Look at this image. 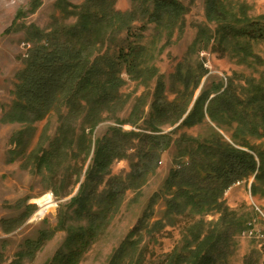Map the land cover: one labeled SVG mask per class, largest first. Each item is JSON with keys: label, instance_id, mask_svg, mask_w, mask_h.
I'll return each instance as SVG.
<instances>
[{"label": "trees", "instance_id": "obj_1", "mask_svg": "<svg viewBox=\"0 0 264 264\" xmlns=\"http://www.w3.org/2000/svg\"><path fill=\"white\" fill-rule=\"evenodd\" d=\"M133 1L136 8L126 13L115 9L116 0H87L74 12L68 9L72 6L65 3L67 8L63 9L64 12L68 16H77V24L53 30L51 34L32 28L30 41L34 47L24 70L17 76L19 83L15 100L4 115L3 122L35 124L60 106L68 108L67 117L62 116L60 137L49 147L34 152L39 172H52L56 161H63L64 155V162L80 156L72 153L75 144H78L74 141L76 129L72 122L84 116L92 129L101 122L104 112L116 108L122 102L119 91L123 85L121 75L124 69L138 79L147 77L152 80L158 75L155 68L147 65L151 51L143 44V39L148 24H155L158 32L167 31L171 34L176 29L184 31V16L188 10L178 0ZM207 14L209 20L214 17L218 22L217 31L214 36L208 30L201 29V38L196 41L194 48L202 43L210 45V41L214 40L220 52L225 50L238 53L242 49L247 53L248 48L243 47L242 43L264 41L262 23L240 21L222 0H208ZM135 22H140V26H134ZM120 35H124V38H118ZM108 42L111 45L115 42L117 49L112 53L100 52ZM190 64L185 67L181 63L172 77L175 80L174 90L178 94L173 102H168L167 86L160 76L151 106L152 112L142 132H124L121 128H111L107 136L95 143L94 157L84 183L68 205L73 216L65 214L59 222L58 229L68 232L65 249L46 264H78L90 241L96 239L102 230L109 213L119 206L121 196L129 187H125V182L113 178L109 182V189L100 191L115 160L128 159L131 150L136 153L134 158L138 161L131 164L130 183L141 181L155 171L161 154L169 149L173 141V133L163 134L161 127L176 125L184 118L202 78L208 72L203 63L195 67ZM176 85L181 86L182 90L177 89ZM213 92L202 91L181 129L203 124L208 114L220 126L236 125L237 135H240L233 137L236 145L225 141L223 136L213 130L202 141L182 136L177 142L179 154L175 157L176 166L165 183L167 194L172 196L165 200L167 216L170 217L181 215L188 207L201 213L219 211L222 217L205 237L201 230L192 233V241H187L185 248L188 256L176 254L174 264H228L233 253L234 237L245 226L222 203L224 194L234 184L250 178L255 180L252 185L254 196L264 191V147L249 146L243 137L249 135L264 139V85L251 84L245 90V98L238 94L231 80L226 87L224 84L219 85ZM141 100H138L129 122L120 124L130 123L135 126L139 123L144 114L140 106H145ZM27 134L21 132L13 139L20 150L26 149L29 140ZM87 137L86 130H83L79 147L84 152L88 146V151L82 166H73L79 169L75 186L80 183L93 148L92 142L87 145L84 141ZM241 148H249L250 151ZM95 206L99 207L96 211ZM151 215L147 213L142 217L131 236L146 226ZM69 220L87 221L89 228H73L68 225ZM160 225L164 227L161 222L154 227ZM52 236L53 233L41 232L38 240H27L12 264H22L25 259L34 258ZM135 244L126 243L117 250L112 264H118L115 258L127 246ZM246 264L251 263L248 261Z\"/></svg>", "mask_w": 264, "mask_h": 264}, {"label": "rangeland", "instance_id": "obj_2", "mask_svg": "<svg viewBox=\"0 0 264 264\" xmlns=\"http://www.w3.org/2000/svg\"><path fill=\"white\" fill-rule=\"evenodd\" d=\"M64 1V3L62 2ZM87 0H0V264H12L17 260L16 255L21 251L27 240H38L41 232L53 233L50 240L42 246L34 258H27L22 264H46L56 254L65 249L67 231L58 229L59 222L65 214L73 216L68 208L84 183L86 173L92 164L95 143L109 134L111 128H121L124 132H142L148 120L154 101L157 82L161 77L167 86L166 97L168 102L178 98L174 90L175 80L172 78L178 66L191 63V67L203 63L208 71L202 78L200 87L195 92L192 105L184 118L176 125L162 126L163 134H172V144L160 156V163L155 171L141 181L130 183L132 173L131 164L137 162L135 152L129 151L128 159L115 160L110 167V174L104 179L100 191L109 189V182L119 178L129 186L120 198L119 206L109 213L106 222L96 239L83 252L78 264H112L114 255L126 243H136L127 246L126 250L115 258L118 264H174L175 255L188 256L187 241H192V233L202 231L205 237L214 226L220 222L222 214L219 211L198 212L188 207L181 215L167 216L165 199L171 198L167 194L165 183L170 172L176 166L175 157L179 154L177 142L182 138L202 141L210 136L212 130L223 136L224 140L235 144L234 136L237 127L220 126L213 122L206 114L203 124L193 128H182L181 125L192 110L195 101L202 91H214L219 85H228L229 80L237 89L238 94L245 98V90L251 84L264 85V41H250L243 44L248 48L247 53L239 50L238 53L220 52L214 40L210 45L203 43L194 45L201 38V29H206L215 36L218 22L209 20L207 14L208 0H178L188 10L185 19L184 31L176 29L169 34L167 31L158 32L155 24H148L144 32L143 44L150 52L147 65L155 68L158 77L152 80L147 77L141 79L131 76L124 69L121 75L123 85L120 88L122 102L108 112L102 114V120L90 129L84 116L72 122L76 129V143L73 154L80 156L65 161H56L52 172L43 173L37 170L35 151L44 149L60 137L59 131L63 125V117H67L68 108L60 106L51 111L46 118L35 123H5L4 115L9 111L15 100L16 87L19 83L18 74L25 68L26 60L34 45L30 41V32L33 29L51 34L53 30H60L77 24L78 17L67 15L64 8L67 3L72 7H82ZM232 9V13L243 22H260L264 25V0H222ZM66 3V4H65ZM133 0H116L115 9L122 12L134 10ZM232 19V18H231ZM233 20V19H232ZM134 26H140L135 22ZM124 35L118 38H124ZM119 43L118 45H120ZM111 46L112 48H109ZM113 45L106 44L100 52L115 51ZM187 67V66H185ZM182 90L181 86L176 85ZM176 89V90H177ZM214 93V92H213ZM214 95L211 97L213 98ZM142 119L137 125L129 122L138 100ZM140 103V104H141ZM206 104V109L207 111ZM63 116V117H62ZM69 124V123H68ZM83 130H86L85 142H92L91 155L84 166L80 183L75 186L77 173L88 151L79 147ZM27 132L26 149L20 150L13 139L17 134ZM248 145L255 148L264 147V139L253 136H243ZM87 139V140H86ZM239 142V141H237ZM137 144V143H136ZM250 151L249 148H241ZM20 150V152H19ZM19 152V153H18ZM83 152V153H82ZM64 163V164H63ZM73 168V169H72ZM254 178L242 181L231 186L224 194L222 203L235 215L237 220L244 223L245 229L234 237L233 253L228 264H264V191L257 196L252 194ZM50 195L55 204L49 212L41 217L40 205L37 200ZM158 196V197H157ZM99 207L95 206L94 211ZM152 213L151 220L134 236L131 232L137 227L142 217ZM158 222L164 227H154ZM68 225L73 228H89L87 221L78 222L69 220ZM195 246V244H193ZM117 256V255H116ZM185 264H191L186 262Z\"/></svg>", "mask_w": 264, "mask_h": 264}, {"label": "bare ground", "instance_id": "obj_3", "mask_svg": "<svg viewBox=\"0 0 264 264\" xmlns=\"http://www.w3.org/2000/svg\"><path fill=\"white\" fill-rule=\"evenodd\" d=\"M37 204L40 205L41 210L39 211V216H45L51 208L55 206L52 197L50 195L44 196L37 200Z\"/></svg>", "mask_w": 264, "mask_h": 264}]
</instances>
